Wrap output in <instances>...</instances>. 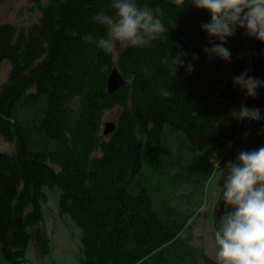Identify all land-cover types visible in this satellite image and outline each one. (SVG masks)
<instances>
[{
    "label": "trees",
    "instance_id": "obj_1",
    "mask_svg": "<svg viewBox=\"0 0 264 264\" xmlns=\"http://www.w3.org/2000/svg\"><path fill=\"white\" fill-rule=\"evenodd\" d=\"M29 1L33 21L0 24V66H8L0 84V138L13 144L10 153L0 151V255L8 264H27L33 241L38 257L50 256L41 204L43 188L56 186L60 212L83 231L84 264H216L181 236L190 214L169 202L188 170L208 179L235 160L249 129L251 121L231 115L240 99L232 78L245 71L242 33L225 45L230 63L209 60L200 27L210 21L207 10L179 13L169 0H138L163 9L168 37L107 54L82 36L106 35L92 17L101 9L114 15L111 0ZM176 43L189 59L199 58L190 74L180 68L173 79L161 58L175 55ZM113 68L128 85L109 94ZM253 99L245 104L253 107ZM114 108L117 128L105 137L103 118ZM172 134L175 140L165 142ZM243 139L241 150L264 146V120L254 121ZM170 144L183 157H170ZM144 156L157 163L152 184Z\"/></svg>",
    "mask_w": 264,
    "mask_h": 264
},
{
    "label": "clouds",
    "instance_id": "obj_2",
    "mask_svg": "<svg viewBox=\"0 0 264 264\" xmlns=\"http://www.w3.org/2000/svg\"><path fill=\"white\" fill-rule=\"evenodd\" d=\"M179 13L191 6L207 10L210 21L200 25L208 35L205 56L231 62V52L225 45L230 37L243 29L245 35L264 42V0H169ZM114 15L98 11L93 21L106 27L105 36L87 33L82 39L94 43L107 54H114L129 47L150 45L167 36L169 24L164 21V11L157 4L150 6L138 0H111ZM178 13V14H179ZM72 36L77 33L73 31ZM219 41V43H217ZM175 55L165 54L161 63L173 79L180 68L187 73L194 70L195 54L188 53L179 43ZM233 86L240 89L245 98L258 96L264 81L244 71L232 78ZM237 121L264 120L262 111L241 103L239 110L231 111ZM245 135V134H244ZM221 168L220 163L215 165ZM222 169V197L224 212L214 228L217 245L216 264H264V146L253 150H241L235 160H229Z\"/></svg>",
    "mask_w": 264,
    "mask_h": 264
},
{
    "label": "rangeland",
    "instance_id": "obj_3",
    "mask_svg": "<svg viewBox=\"0 0 264 264\" xmlns=\"http://www.w3.org/2000/svg\"><path fill=\"white\" fill-rule=\"evenodd\" d=\"M31 5L32 3L29 0H0V24L9 23L21 26L23 23L26 24L29 21H33L36 10H33ZM238 30L243 35L242 44L246 50L245 71H248L253 76V58L248 44L249 41L245 36L244 30ZM7 74L8 66L3 62L0 66V84L5 81ZM238 90L240 99L234 108L237 111L240 104L246 100L244 93L240 89ZM119 114V108L107 111L103 118L104 123L114 122L117 125ZM104 127L105 125H103V131ZM168 138L175 140L173 134L164 138V141L167 142ZM165 147L162 146L161 148ZM168 147L173 150L170 152V157H183L181 153H175L177 144H170ZM12 150L13 144L0 138V151L10 153ZM167 158L169 157H163L162 159ZM170 159L175 162V159ZM143 162L146 176L149 178L147 182L156 181L158 176L156 171L157 163L151 165L146 156H144ZM163 164H166L165 161H160V167ZM180 178L184 179V187L173 201L172 199L170 200L169 206L173 205L184 211L188 210L190 214L188 226L181 236L183 238L189 237V242L192 246L201 249L207 256L216 261L218 248L214 241V225L216 221L215 210L222 197V171L215 170L213 175L207 179L200 175H194L192 171L188 170ZM162 184L163 181L161 179L160 186H163ZM43 192L45 195V201L41 204L44 216L43 225L51 243V254L46 258L38 257L33 241H31L26 248L27 264H84L83 231L68 215H63L60 212L59 198L61 190L56 186L44 187ZM160 197L161 194L159 193L158 198ZM0 264H8L2 255H0Z\"/></svg>",
    "mask_w": 264,
    "mask_h": 264
},
{
    "label": "water",
    "instance_id": "obj_4",
    "mask_svg": "<svg viewBox=\"0 0 264 264\" xmlns=\"http://www.w3.org/2000/svg\"><path fill=\"white\" fill-rule=\"evenodd\" d=\"M249 47L251 51V55L253 58V62L257 65H261L263 68V71L261 72L258 67L254 69V76L262 81H264V42H261L259 40L249 38ZM128 82L125 80L124 76L118 71L117 68H113L110 75L108 76L106 85H107V92L109 94H114L118 90H120L122 87L126 86ZM258 96L253 99V107L260 108L261 110L264 109V88H260L257 90ZM254 121H251L249 129L245 135L242 137L244 138L246 135H248L249 131L253 127ZM117 128V125L114 122H108L105 123L103 135L105 137L111 135ZM240 140L237 150H236V156L238 152L241 150L242 147V140ZM216 223L219 218L224 212V202L220 200L218 206L216 207ZM215 223V225H216Z\"/></svg>",
    "mask_w": 264,
    "mask_h": 264
},
{
    "label": "bare ground",
    "instance_id": "obj_5",
    "mask_svg": "<svg viewBox=\"0 0 264 264\" xmlns=\"http://www.w3.org/2000/svg\"><path fill=\"white\" fill-rule=\"evenodd\" d=\"M241 149H242V147H241ZM241 151V150H240Z\"/></svg>",
    "mask_w": 264,
    "mask_h": 264
}]
</instances>
